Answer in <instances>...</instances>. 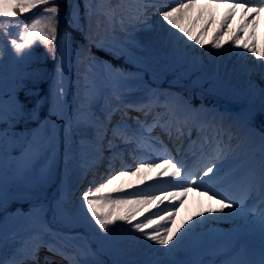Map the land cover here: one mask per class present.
Wrapping results in <instances>:
<instances>
[{
    "label": "snow or ice",
    "instance_id": "6c2138e0",
    "mask_svg": "<svg viewBox=\"0 0 264 264\" xmlns=\"http://www.w3.org/2000/svg\"><path fill=\"white\" fill-rule=\"evenodd\" d=\"M172 3L175 6L160 4L157 0H85L83 19L88 22L89 28L94 15L103 16L106 21L105 31L112 34L111 47H104L103 37L96 42V47L110 51L117 59L123 58L137 71L127 72L107 62L101 65V62L92 58L81 74V52L77 50L76 91L72 104H69L67 96L73 66L72 36L69 33L58 36L59 3L57 0H0V17L20 16L15 21L0 19V54L10 50L18 61H24L32 55L35 46L43 45L56 61L47 94L37 99L33 108L26 111L25 104L19 101L16 93L25 78L37 80L41 75L40 70L27 73L26 76L17 73L12 80L11 90L6 93L3 57L0 55V210L6 211V199L10 195H17L18 189H23L26 196L32 195L47 183L55 157H50L47 166L42 165L39 174L34 171V165L52 152L54 140L61 128L65 143L64 163L69 172L71 166L76 164L87 175L92 167L107 160L105 173L100 177L103 182L97 184L96 180L90 181L89 187L78 198V206L65 207L72 202L64 192L50 206L53 221L69 229L82 216L104 238L97 243L96 249L92 247L95 241L85 240V243L76 244L75 250H72V242L81 237L71 230L62 232L49 227L51 221L45 218L47 213L44 203H31L27 213L17 209L19 215L14 214V220L18 227L14 230L5 234L3 222L0 221V264H28L29 261L39 264L37 254L42 247L60 256L66 264H264V133H261L258 147L251 153L255 157L258 152L259 159L244 177V201H237L226 194L222 184L224 176L231 174L223 172L230 158L238 161L232 173L247 164L237 154L241 149L245 150V155L248 154L241 130H234L231 124L225 126V116L215 108H205L203 105L194 108L190 101L184 100L178 93L150 87L144 79L145 74L155 83L160 75L175 72L176 67L172 63L162 64L153 53L146 51L133 39L135 24H146L147 18L141 17L146 16L148 9H154L162 17V22L169 26L167 35L174 53L180 51L181 45L187 48L196 45L204 48L208 45L211 49L221 50L229 44L234 51L245 49L258 59H264V44L257 48L252 35L258 23L257 17L264 10V0H172ZM222 3L227 5L224 14L211 27V36L206 39L215 21L214 9ZM48 4L52 6L44 7L31 20H27L24 14ZM70 7V25L83 32L80 4L73 0ZM122 8L131 13L127 17V26L124 18L119 16ZM237 9H240L241 19L235 29H231L229 21ZM117 24L123 33L119 38L115 35ZM225 28H229L227 40L224 39ZM241 33L246 34L243 41L240 39ZM85 39L89 44L93 42L90 35H86ZM191 67L195 68V63H191ZM189 75V71H184L177 80ZM205 82L209 83V91L227 86L216 78L205 79L201 76L191 81V87L203 88ZM252 88L250 84V92ZM259 95L261 106L264 107V88L259 89ZM5 96L8 97L7 108ZM133 96L135 98L130 99ZM44 103L48 104L49 111L45 120L40 121V126L47 131V137H37L35 130L23 136L17 133L15 129L21 121L34 117L38 119V109ZM117 112L122 113L121 118L113 122ZM129 112L137 115L128 117ZM201 113L210 114V118L198 119ZM53 116L62 121V125L55 126L56 122L51 120ZM157 129L159 134H154ZM193 131L196 132L195 139L192 137ZM77 136L78 140L75 139ZM161 136H167L173 143L180 141L177 153L185 150L184 142L187 140L186 150L191 152L196 161L193 171L187 169L185 162L175 159ZM149 148L155 150L154 156L135 157L136 153ZM128 151L134 154V170L122 159ZM105 153L108 155L105 156ZM117 160L120 161L119 167L125 170L116 171ZM155 160L160 162L156 163ZM113 172L116 174L112 175ZM126 177H137L135 185L144 187L128 191L134 188L132 183H128L109 189L114 181ZM149 181L162 187L154 188L147 183ZM169 187L175 190L166 192L165 189ZM189 188L203 191L210 200L216 199L219 207H209L196 213L195 217L190 216L179 226H168L175 225L173 217L176 215V205L183 201ZM153 190L159 191L160 195L146 194ZM253 192L256 203L249 215L245 211V201L252 198ZM36 198L39 200V196ZM165 201L168 202L165 208L171 210L165 215H159L163 209H159L158 205ZM153 208H157V211L151 213V217L145 215ZM140 217L143 220L138 219ZM224 217L237 218L233 220L235 230L227 237L207 228V225ZM117 222L127 224L129 232L139 233L141 240L154 242L153 247L165 246L164 251L169 254V258L121 259L119 252L113 250L111 241L115 227L120 226ZM253 224L258 227L260 236L259 250L255 253L248 246V238L254 231ZM21 231L28 235L17 245ZM9 242L14 247L11 254L5 256L3 250ZM101 254L109 255L110 262L99 259ZM185 255L190 258H181ZM44 264L54 262L45 257Z\"/></svg>",
    "mask_w": 264,
    "mask_h": 264
},
{
    "label": "rangeland",
    "instance_id": "374dc122",
    "mask_svg": "<svg viewBox=\"0 0 264 264\" xmlns=\"http://www.w3.org/2000/svg\"><path fill=\"white\" fill-rule=\"evenodd\" d=\"M157 3L160 4H170V0H157ZM42 6V5H41ZM41 6L39 8L35 9L34 12L39 13L42 11ZM132 7H135V5H132ZM36 13V14H37ZM131 13H129L126 8H122L119 12V16L124 18L125 25L127 26L129 24V21L127 19L128 16H130ZM215 16V21L212 26H210L208 35L205 37L206 39L211 36V27H214L215 24L219 22L220 17L222 16ZM147 18L146 24H135V32L133 39L138 42L140 45H142L146 51L153 53L157 59L162 64L172 63L176 67L175 72H168L167 74L160 75L156 82L153 83L152 79L145 74L144 79L148 81V84L152 88H158L160 91H163L160 87L161 83L165 80L166 77L173 78L171 83L169 84L171 87L177 86L178 89L187 88L190 92H196L201 95H207L209 98L216 99L218 102H224L226 100H234L235 103H247V108L243 107L241 109H245V111H249L252 108L261 109L264 110V107L261 106V98L259 95V87L257 85V82L255 81V78L257 76V68L256 66H253L250 68V71L240 70L239 69H233V71H227V70H221L217 67L218 62L215 61L216 58H219V56L225 60L228 58L230 54L236 53L237 50H233L229 44H226L223 49L216 50L211 49L208 45H205L204 48H201L200 46L196 45L193 48H187L181 45V49L179 52L174 53L169 42V37L167 35V28L169 26L166 25L165 22H162V17L159 16L158 13L154 11V9H148V12L146 13L145 17H141V19ZM3 20H19L18 17L15 18H2ZM99 20V27H97V21ZM135 23V22H133ZM106 28V21L103 16H96L94 15L92 18L91 27L89 28L88 22L85 21V36L90 35L93 37V42L89 44V41L85 39L84 42L77 43V46L75 48L74 54L72 50L71 60H72V68H71V80L74 79L76 81V75H77V68H76V51L79 50L81 52L80 60L81 63L79 65L81 74L84 73L86 70L88 64L92 60V52L96 48V42L99 41L102 37L105 38V44L106 46L111 47L113 44V41L111 40V32L105 31ZM131 30V29H130ZM175 31V29H173ZM58 36L63 35L64 33H67L63 28L57 31ZM116 37H122L123 33L119 30V25L117 24V31L115 33ZM186 39V38H185ZM228 39V38H227ZM189 44H193L192 41H188ZM73 44V39H72ZM83 46V47H81ZM228 47V49H227ZM227 50V51H226ZM212 53H216V55H212ZM3 57V76H4V92H9L12 88V80L16 77L17 73L20 75L25 76L27 73L35 72V70H40V77L37 80H32L31 82L32 87L39 85L41 83V80H47V87L45 88V94L48 92L49 84L51 83V76L54 72L56 61L53 59L49 65L47 66L45 64L47 57L50 55V52L48 49H46L43 45H37L32 50V55L24 61H18L17 58L14 56V54L9 50L2 54ZM58 58V54H57ZM96 61L101 62V65L103 62H107V64L112 65L115 68L118 69H124L125 66L123 65H117V61L115 59V56L111 57H94ZM193 58L195 60L193 61ZM122 58H119L118 61H121ZM213 61V62H212ZM191 63H195V68L191 67ZM119 64V63H118ZM213 64V67L210 68V65ZM127 72H135L125 70ZM189 71L190 75L187 78H181L177 80V77L181 75L182 72ZM205 77V79L208 78H216L219 81L222 82V84L227 85L226 87H221L219 89L209 91V83L205 82L203 84V88H193L191 87V81L195 80L197 77ZM261 78L264 82V73L261 74ZM167 80V78H166ZM253 85V93L252 95L249 91V85ZM169 86V87H170ZM22 89V87H21ZM20 89V90H21ZM19 90V91H20ZM37 90V88H36ZM76 91V90H75ZM68 94L67 100L69 104H72L73 102V94ZM182 91V90H181ZM177 93V92H175ZM17 95V93H16ZM137 96L139 93L136 94ZM135 96L130 97V99H134ZM5 100V107L8 106V97H4ZM184 100L190 101L191 106L194 108H198L201 105H203L205 108H215L217 110V105H206V104H199L195 105L191 100L188 98H184ZM240 110L234 113H226L221 110H217L219 113L223 114L225 116V122L230 123L234 130L240 129L242 133V137L244 140L245 149L247 150V155H245V150L241 149L237 154L239 155L240 160L247 161V164L245 167L237 169L234 173L231 171L228 173V175H225L224 178H226L227 183H224L222 187L226 190V193L229 194L233 199L245 197L246 192L242 194V196L236 195L232 192V187H241L245 188V182H243L244 177L247 175L249 168H251L255 162L259 159V153L257 152L255 157H252L251 153L252 150L257 148L260 143V136L262 131L258 130L257 128L253 127L249 122H247L243 115L240 114ZM48 104H47V112ZM120 112H117L116 115L118 116ZM205 117L210 116V114H204ZM116 116V117H117ZM121 117H117L114 119L113 122L116 120H119ZM45 118H43L41 121H44ZM51 120H54L56 122L55 126L62 125V121L57 120L55 116L51 117ZM129 123H131V120H129ZM35 130L37 137H47L48 133L47 131L40 126V123L34 127L31 128V130H25V129H19L15 131L19 134L26 135L28 132ZM194 132V131H193ZM193 134V133H192ZM193 139L196 138V133ZM64 132L63 129H60V132L58 134V137L54 140V147L52 151L57 152V173H59V180L60 185L59 189L55 184H53L50 177L47 179V183L37 191H35L32 195H24L23 189L17 190V195L14 197L21 198V197H28V196H39L40 200L34 201L32 203H41L43 202L45 205V211L47 213L46 219L51 221L49 224V227H51L54 230H59L63 228L67 232L71 230L73 234H77L81 237V239L72 242L73 248L72 250H75L76 244H83L85 243V240L88 241H95L92 243L93 249L97 248V243L104 239L97 231H94L91 225L86 223L83 219V217H79L77 222L73 223L71 225V229L65 227L63 224L57 223L53 221V212L51 210V205L55 204L57 198L61 196V192H64L66 194V197L68 200H70L72 203L70 205H66L65 207H75L79 205V197L81 193L86 190L89 187V182H86L82 185L85 177L87 175H84L83 172L76 166V164H73L71 166V169L80 170L81 176L77 180V182L71 186L70 178H69V171L65 167L64 163V151H65V143H64ZM76 140L79 139V137H75ZM185 150H182L181 152L177 153V150L173 156H175V159L177 161H183V158L185 159L186 155H188L187 149V140H185ZM233 144L236 143L235 140L232 141ZM168 150H171V147L167 145ZM176 149H177V143H176ZM132 152L128 151L125 152L122 156V159L125 164H130L131 168L133 166H136V163H134V157H131L130 154ZM234 154V155H237ZM17 156H19V153H16ZM108 153H105V156H107ZM192 159H189V161L186 163L187 169L190 165V161ZM118 161V160H117ZM120 162V161H119ZM119 162L118 167H119ZM229 164L233 165L234 169L236 167V164L238 161H234L231 158L229 159ZM226 162L225 164H228ZM103 163V162H102ZM101 164V163H98ZM107 167V161L105 162ZM248 167V168H247ZM120 168V167H119ZM134 170V168H132ZM231 169V170H232ZM245 169V170H244ZM125 170V169H121ZM189 171H193L194 167L188 169ZM120 171V170H118ZM90 172V171H89ZM88 172V173H89ZM87 173V174H88ZM96 180V177H94L91 181ZM131 180H134L133 182ZM137 180V177H126L122 178L121 180L114 181L112 185H109V189L113 187H121L123 185H126L128 183H132L135 187V181ZM102 180H96V183H101ZM96 185H93L95 187ZM58 190V191H57ZM134 189H128V191H133ZM105 191H108L106 189ZM11 197V195L9 196ZM13 197V196H12ZM256 203V196L255 193H252V198L248 199V205L245 208V211L251 215V209L255 206ZM31 206V203L29 204ZM17 209H21L20 207L15 208L12 212H6L2 218L4 232L7 234L8 232L14 230L18 225L16 224V221L14 220V214L19 215L17 213ZM30 209V207H29ZM29 209H21L23 212L27 213ZM33 211H36V209H33ZM197 213V209L194 207H190L186 209L185 207H181L178 209V212H176V215L174 216L175 225L169 224L170 227L179 226L183 221H187L190 216L195 217V214ZM151 217V216H150ZM143 220V219H140ZM233 220H235V217L233 218H227L224 217L220 219L219 221H215L216 225H227V224H234ZM94 224V221L92 222ZM117 225H120L119 227H115L113 236L111 238L113 250L119 252V257L121 259L126 260H148V259H156L157 256H161L164 258L169 257V254L164 251L165 246L155 245L153 247L154 242L147 241L143 244L137 245V237L136 234H132L129 232V226L123 222H117ZM209 225H207V228ZM254 231L252 232V235L248 238V244L249 242H257L260 243V236L258 233V227H256L255 224H253ZM233 232V231H232ZM229 232L228 234L232 233ZM228 234H224L225 237H227ZM28 235L27 232L21 231L20 237L23 239ZM47 239V237H46ZM249 246V245H248ZM14 247V245L9 242L4 250L3 253L5 256L10 255L11 249ZM99 259L104 258H111L109 255L101 254ZM190 257H186L185 259H188Z\"/></svg>",
    "mask_w": 264,
    "mask_h": 264
},
{
    "label": "bare ground",
    "instance_id": "6f19581e",
    "mask_svg": "<svg viewBox=\"0 0 264 264\" xmlns=\"http://www.w3.org/2000/svg\"><path fill=\"white\" fill-rule=\"evenodd\" d=\"M237 2H243V0H237ZM168 6H175L174 3H172V0H170V4ZM227 7L226 4H220L216 9H214V15L216 16H221L224 14V10ZM165 10H167V8H165ZM241 19V12L240 9L236 10L235 15L232 17V19L229 21V25L231 27V29H235L236 25L240 22ZM258 23L257 26L254 30V32L252 33L253 38L256 40V47L259 48L262 44H264V10H261L259 16L257 17ZM251 31V30H249ZM228 32H229V28H225V32H224V39L227 40L228 38ZM246 38V34L245 33H241L240 34V39L241 41H243V39ZM228 49V47H227ZM227 51V50H226ZM243 54V55H242ZM218 62L217 67L220 68L221 70H231L233 71V69H239L240 70H245V71H250V68L253 66H256L257 68V76L255 78L254 82H257V85L260 88H264V82L261 78V74L264 73V59H258L253 53L251 52H246L245 49H237L236 53L230 54L228 56V58H226L225 60H223L220 56L219 58H216V60ZM213 62V61H212ZM213 67V64L210 65V68ZM198 119H205L204 115L201 113L198 116ZM208 118V117H207ZM227 123V122H225ZM230 124V123H227ZM156 154L155 150L153 149H145L142 153H136L135 157H139L140 155H144V156H149L152 155L154 156ZM132 157H134V154L132 153L131 155ZM167 158V157H164ZM154 162L159 163V160H155ZM136 166H133L132 168H135ZM233 168L232 165H225L223 172L224 173H228L231 171V169ZM69 178H70V183L71 186L74 185L77 180L80 178L81 176V171L80 170H75L72 169L71 172H69ZM150 175H154V173H150ZM132 182L134 180H131ZM149 184H152L154 188H159L162 187L161 185H155L154 182L149 181L147 182ZM227 183L226 178L223 179V184ZM222 184V185H223ZM135 187H140L143 188L144 185H135ZM135 187L133 189H135ZM175 189L169 187L166 188L165 191L166 192H172ZM233 192L238 193L241 190L240 189H232ZM245 191V189L243 190ZM146 194H151V195H156L159 196L160 192L157 190H153L150 191ZM227 194V193H226ZM229 195V194H228ZM239 201H244V197L239 199ZM168 202L165 201L164 204H160L158 205L159 209H163V211L159 212V215H165L168 211H170L171 209L169 208H165V204H167ZM246 206L248 205V200L245 201ZM177 207V211L178 209H180L181 207H185L186 209L190 208V207H194L197 209V213L204 211L205 209L211 207V208H218L219 205L217 204L216 199H209V197L207 195L203 194V191H199V190H193L191 188H189V191L187 193V195L183 198V201L181 203H178L176 205ZM157 208H153L151 209V212L149 213H145V215L147 216H151V213L156 212ZM174 218V217H173ZM227 218H233V217H227ZM138 219H143V217H140ZM237 219V218H235ZM210 229L221 233V234H228L229 232H232L235 230V224H227V225H216V222H213L211 224H209ZM256 233L259 234V231H257ZM137 237V245L138 244H143L145 242V240H141L140 239V234L137 233L136 234ZM20 240H22L21 237L18 238L17 240V245L19 244ZM187 256H183L181 258L185 259ZM169 258V257H167ZM156 259H166L164 257H161L160 255L156 257ZM54 262V264H56L58 261L52 260Z\"/></svg>",
    "mask_w": 264,
    "mask_h": 264
},
{
    "label": "trees",
    "instance_id": "16d2710c",
    "mask_svg": "<svg viewBox=\"0 0 264 264\" xmlns=\"http://www.w3.org/2000/svg\"><path fill=\"white\" fill-rule=\"evenodd\" d=\"M73 2V1H72ZM76 3L80 4V11H81V24L84 25V31H78L75 28H73L69 21L71 18V7L67 5L65 0H57V3H59L60 6V20H59V24L66 19L65 22V31H67L69 34H71L74 42H73V54L75 51V46L77 42H83L85 41V21L83 19V12H84V3L85 0H75ZM51 4L45 5L44 7H51ZM31 18H27V20H30ZM58 28V27H57ZM105 48H108L109 46L104 45ZM94 55L98 56V57H113L114 55L110 52V51H106L104 50V48H95L92 52V57H94ZM52 56L51 54L47 57V60L45 62L46 65L49 64V62L52 60ZM116 61L117 58L115 57ZM122 63L124 65H129V67L134 68L131 64L126 63V61L122 58L121 59ZM26 76V75H25ZM33 79H29V78H25L23 81V85H22V89L20 91L17 92L19 101L23 104H25L26 106V111L27 110H31L33 108V106L36 103L37 99H40L41 97L45 96L44 93V80H41V83L39 85H36L35 87L31 85V82ZM81 86L83 85V80L80 81ZM167 84V83H166ZM37 88V90H36ZM76 90V82L74 80L71 81V85L69 87V91L68 93H73ZM30 93H38L39 95H31ZM187 93V92H186ZM185 93V94H186ZM188 97H191L193 99L194 102L198 103L201 100H199V96H197L196 93L191 92V93H187ZM46 109V103L42 104L41 107H39L38 109V119H36L35 117L32 119H26L24 121H21L20 123L17 124L16 126V130L19 129H25V130H31L32 127L38 125L40 123V121L43 118L47 117V114L45 112ZM250 120H252V123L257 125L258 127H260L262 130H264V114H261L259 112H253L252 114H250V116L248 117ZM54 156L55 157V161L54 163H52V167H51V173L49 175V177L51 178L53 184L56 183L57 181V177H58V173H57V163H58V159H57V152L52 151L50 152L48 155L43 156L38 162H36V164L34 165V171L39 174V172L41 171V167L43 166H47L50 157ZM37 196H28V197H21V198H16V197H9L6 199V202L4 204V209H6V211L10 210L12 211L14 208L20 206V207H26L28 206V204L34 200H37L36 198ZM40 199V198H39ZM13 200H15L16 202H13ZM5 212L4 210H0V216L2 215V213ZM105 261H109L110 262V258H107Z\"/></svg>",
    "mask_w": 264,
    "mask_h": 264
}]
</instances>
